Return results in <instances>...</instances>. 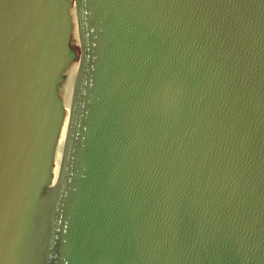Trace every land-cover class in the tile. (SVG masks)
I'll list each match as a JSON object with an SVG mask.
<instances>
[{
    "label": "water",
    "instance_id": "obj_1",
    "mask_svg": "<svg viewBox=\"0 0 264 264\" xmlns=\"http://www.w3.org/2000/svg\"><path fill=\"white\" fill-rule=\"evenodd\" d=\"M0 264H264V0H0Z\"/></svg>",
    "mask_w": 264,
    "mask_h": 264
},
{
    "label": "bare ground",
    "instance_id": "obj_2",
    "mask_svg": "<svg viewBox=\"0 0 264 264\" xmlns=\"http://www.w3.org/2000/svg\"><path fill=\"white\" fill-rule=\"evenodd\" d=\"M71 41H72L73 45L79 46V49H80L81 38H80V32H79L77 7L72 9V37H71ZM77 51H78V49H77ZM79 53H80V51H79ZM76 65H77L78 82H79V75H80V69H81L80 62L76 61ZM76 93H77V90L73 94V96L71 97V99L69 100V102L67 103L65 108L63 109L64 112H72L73 111L74 104H75V99H76ZM70 118H71V116H70ZM68 123H70V119H69ZM53 172H54V175H55V178H56V184H57L62 170H57V171H53Z\"/></svg>",
    "mask_w": 264,
    "mask_h": 264
},
{
    "label": "rangeland",
    "instance_id": "obj_3",
    "mask_svg": "<svg viewBox=\"0 0 264 264\" xmlns=\"http://www.w3.org/2000/svg\"><path fill=\"white\" fill-rule=\"evenodd\" d=\"M71 45H72L73 49L75 48L74 50H76V53L78 54V56H80V53H79L80 49H79V46H75V45H73V44H72V41H71ZM77 49H78V51H77ZM77 61H79V60H77Z\"/></svg>",
    "mask_w": 264,
    "mask_h": 264
}]
</instances>
